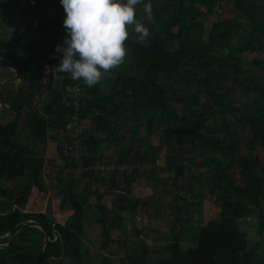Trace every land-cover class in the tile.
Segmentation results:
<instances>
[{
	"label": "trees",
	"instance_id": "1",
	"mask_svg": "<svg viewBox=\"0 0 264 264\" xmlns=\"http://www.w3.org/2000/svg\"><path fill=\"white\" fill-rule=\"evenodd\" d=\"M148 2L154 22L147 21L142 6L136 11L149 29L147 44L130 35V61L124 70L105 75L111 95L101 109L97 100H87L98 95L102 82L87 87L67 73L54 75L59 62L55 46L66 35L59 0H0L1 20L13 12L43 34L42 41L0 40V55L7 62L1 61L16 67L19 76L18 84L0 87L4 109L13 111L11 119L0 122V198L6 201L0 210V243L7 241L6 233L15 224L30 219L49 235L36 264H85L89 255L82 236L89 200L94 192L101 197L99 189L106 184L110 206L101 209L111 226L121 223V212L132 215L140 201L152 202L156 216L164 207L171 238L161 244L156 264H264V0ZM248 47L261 56L259 61L243 54ZM73 85L80 92L78 112L81 118L89 116L92 126L83 134L73 133L66 116L72 107L62 98ZM17 98L27 103L5 108ZM174 100L184 104V112L169 105ZM21 116L33 142H45L48 136L56 141L64 163L60 171L73 174L66 191L72 210L62 222L45 211L25 208L32 188L44 187L46 163L54 161L29 143L16 141ZM150 136L157 137V144L150 143ZM76 142L81 144L78 163L73 156ZM255 148L262 157L252 153ZM111 156L114 164H108ZM161 156L164 164L157 163ZM145 162L153 165L152 172L168 171L163 187H172L175 198L164 205L162 194L152 200L128 195L129 186L148 167ZM184 178L189 181L182 182ZM183 189L190 198L179 203L178 191ZM206 192L215 212L194 225V210ZM186 232L193 245L184 247L173 237ZM43 237L39 227L19 229L0 247V264H30ZM133 241V252L126 254L130 263L152 264L145 241Z\"/></svg>",
	"mask_w": 264,
	"mask_h": 264
},
{
	"label": "rangeland",
	"instance_id": "2",
	"mask_svg": "<svg viewBox=\"0 0 264 264\" xmlns=\"http://www.w3.org/2000/svg\"><path fill=\"white\" fill-rule=\"evenodd\" d=\"M48 11L50 15H53L54 12H52L50 9ZM35 27L36 25H24L19 17H16V14L11 12V14L2 18V20L0 19V40L31 37L42 41L43 34L37 33L35 31ZM243 54L250 58L254 56L258 61L259 58H261V56L258 55L256 51H253L249 47L243 52ZM57 55V61H59L61 54L58 53ZM129 61V57L127 55L124 64L113 69L112 72H114V70H124ZM34 68V65H32V69ZM56 72L57 71L54 70V75L57 74ZM14 75L15 71L12 68L6 66L0 59V82L13 77ZM14 82L18 84L19 79L16 78ZM101 82L102 83L99 86L98 95L89 101L87 100V104L93 103L97 100L99 107L103 109L104 105L109 99V96L111 95V91L109 81L104 78ZM177 87H179V84ZM19 92L22 93L21 88H19ZM180 98L182 97L179 96V99ZM13 103H5V108L6 105L10 107V105L14 106L18 103L26 104L27 101L23 99L18 100L17 98ZM169 105L178 113L184 112L185 106L182 104V102H179V100L169 101ZM187 105H189V103ZM12 115V109H4V107L1 108L0 122H6L7 120L11 119ZM83 123L87 130L89 129L88 127H92L89 116H85ZM148 138L151 144H157V137L150 136ZM139 140L142 139H138V143L139 146L141 145L140 149H143L145 145H142V141ZM16 141L21 143H29L38 152L44 154L46 159L49 158L53 159L54 161V164L47 165L46 163L42 172V181L44 187L42 190H38L35 187L32 188L25 208L32 211H45L55 221L62 222L66 215H68L72 210V206L66 199V191L69 188L68 178H70V176L73 174L67 170L60 171V168L63 167L64 163L57 154L56 141L53 140L51 136H48L44 140L45 142H33L30 138L27 127L23 124V116H21L19 125L17 127ZM109 149L111 150V147H109ZM110 150L107 149V151ZM252 153L260 157L263 156V152L259 148H255ZM149 160L152 161V158L149 157ZM115 161V156H111L109 158L108 164H114ZM132 163L137 162L133 161ZM157 163L164 164L162 156L161 158L158 157ZM145 164L148 167L145 169L142 168V175L132 182V185L129 186L128 195L131 197H138L140 200H152L154 197L162 194L161 202L163 205L172 198H175L172 196V187H163V184L167 181L166 175L168 171H160L156 169L157 171L155 170L152 172V170H150L152 164L150 165L148 162H145ZM145 164H143L142 167H144ZM137 165L138 164H136V166ZM154 166H156V164H154ZM187 181H189V178H184L182 180L184 183ZM6 184L11 185V181L6 182ZM192 185L193 184H191V186ZM196 185L199 187L198 183H196ZM106 188V184L101 185L99 192H101L103 195L98 198L94 192L91 194L89 200L91 207L88 208V216L85 220L82 236L84 249L89 255V260L86 261L85 264H100L102 261H107L108 264H131L129 259L126 257V254L133 252V240L136 237L145 241L148 249V260L151 261L152 264H156L155 262L162 256L160 253L161 244L167 239L171 238V233L167 232L169 223L167 222V215L165 213L164 207L163 213L156 216V209L152 202H148V204L145 205L140 201V204L136 207V210L132 215L128 211L121 212L123 216V220L121 221L122 224L120 223L117 224V226H111V218L108 217V215L101 209L102 205L104 204L110 206L109 196L104 195ZM72 190H76V186H72ZM112 191L117 193L116 190ZM178 192L181 195V200H179V203H184L187 197L190 198L188 192H185L184 194V189L179 190ZM5 203L6 201L0 198V210L4 207ZM215 209V204L211 202L209 193L206 192L205 196L201 199L199 209L194 210L192 223L194 225L201 224L206 218L210 217L215 212ZM174 236L175 237L173 238H177L184 247L193 245L191 235L188 232H186L184 236H182L181 233ZM8 264L18 263L9 261Z\"/></svg>",
	"mask_w": 264,
	"mask_h": 264
},
{
	"label": "clouds",
	"instance_id": "3",
	"mask_svg": "<svg viewBox=\"0 0 264 264\" xmlns=\"http://www.w3.org/2000/svg\"><path fill=\"white\" fill-rule=\"evenodd\" d=\"M66 32L56 71L67 73L87 87L100 83L105 75L124 64L128 55L126 42L130 35L147 44L149 29L137 18L142 6L145 18L153 21L152 5L145 0H59ZM131 29V33L129 31Z\"/></svg>",
	"mask_w": 264,
	"mask_h": 264
},
{
	"label": "built area",
	"instance_id": "4",
	"mask_svg": "<svg viewBox=\"0 0 264 264\" xmlns=\"http://www.w3.org/2000/svg\"><path fill=\"white\" fill-rule=\"evenodd\" d=\"M80 92L79 87L76 85H73L71 87H66L65 91L62 93V98L64 101H67L69 104H71L72 110L66 114L71 120H72V128L74 134H83L85 131H88L84 127L83 120L85 117L81 118V115L78 112L80 101ZM81 144L79 142H76V146L74 147V159L77 160L76 163H78V158L81 152ZM101 167V166H100ZM102 168V167H101Z\"/></svg>",
	"mask_w": 264,
	"mask_h": 264
},
{
	"label": "water",
	"instance_id": "5",
	"mask_svg": "<svg viewBox=\"0 0 264 264\" xmlns=\"http://www.w3.org/2000/svg\"><path fill=\"white\" fill-rule=\"evenodd\" d=\"M0 58H2L4 61H6V58L3 55H0ZM7 65L15 71V75L13 77H10V78L5 79L4 81L0 82V87L8 84L10 82H14L16 80V78H19L17 68L14 67L11 63H8ZM3 107H4V103L0 99V111H1V108H3ZM26 226H36V227H39L43 231V236H44L43 241L41 242V245L39 247L38 252L36 253L35 258L30 262V264H36L41 259L42 255H43L44 246L49 241V235H48L47 230L43 226H41L39 223H37L33 220L27 219V220H24V221H21V222L15 224L14 227L6 233V237L8 239L6 242L0 243V247H3L8 242H10L12 240V238L14 237L15 233L19 229L26 227Z\"/></svg>",
	"mask_w": 264,
	"mask_h": 264
}]
</instances>
